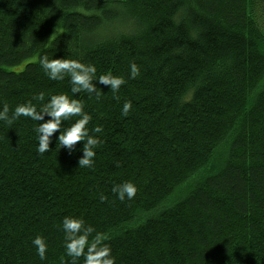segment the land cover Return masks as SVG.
<instances>
[{"label": "trees", "instance_id": "trees-1", "mask_svg": "<svg viewBox=\"0 0 264 264\" xmlns=\"http://www.w3.org/2000/svg\"><path fill=\"white\" fill-rule=\"evenodd\" d=\"M44 54L126 83L73 94ZM61 93L103 129L95 163L59 132L38 153L30 118L0 121V264H72L65 216L103 233L115 264H264V0H0V107ZM125 181L138 192L121 202Z\"/></svg>", "mask_w": 264, "mask_h": 264}, {"label": "clouds", "instance_id": "clouds-1", "mask_svg": "<svg viewBox=\"0 0 264 264\" xmlns=\"http://www.w3.org/2000/svg\"><path fill=\"white\" fill-rule=\"evenodd\" d=\"M39 64L50 80H64L65 76H68L73 94L86 92L89 96L94 94L100 98L103 92L97 87V84L109 86L113 93H117L120 87L126 83L123 77L113 75L111 72L97 76V68L94 64L83 63L76 59H50L47 54H44L40 57ZM139 74L138 65L132 63L130 78L135 79ZM44 99L43 93L32 97V100L37 102L44 101ZM32 100L16 105L14 109H11V116L9 115V105L3 104L0 107V121L12 123L23 116L38 122L33 130L37 134V152L40 154L49 151L53 135L57 132H59L56 137L57 143L60 148L67 149L70 154L76 144L82 141L83 148L82 156L78 161L79 167H92L97 155L96 149L102 143L99 136L94 134L101 133L103 129L100 126L91 129L88 127L92 117L85 111L83 102L66 93L51 95L39 107ZM131 108L132 102L125 101L121 110L122 115L127 116ZM72 117H79V119H76L70 127H64L65 122ZM111 190L123 202L132 200L138 192V187L132 181H125L113 185ZM103 199L104 197L101 195V200ZM60 227L64 233V247L67 255L72 258V264H77L81 257H83V264H115V257L111 247L105 243L104 234L96 231L95 227L87 224L83 218L65 216ZM32 245L40 259H46L48 245L45 238L37 235L32 240Z\"/></svg>", "mask_w": 264, "mask_h": 264}]
</instances>
